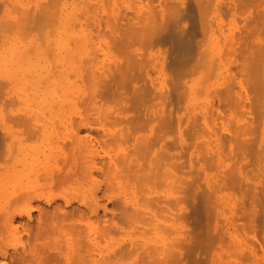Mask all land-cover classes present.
<instances>
[{
	"label": "rangeland",
	"instance_id": "1",
	"mask_svg": "<svg viewBox=\"0 0 264 264\" xmlns=\"http://www.w3.org/2000/svg\"><path fill=\"white\" fill-rule=\"evenodd\" d=\"M144 1L0 0V246L21 252L30 239L25 217L7 229L8 212L70 202L83 209L70 223L85 229L65 220L71 235L62 222L59 236L37 242L60 237L67 255L73 245L71 264H264V0H204L207 18L196 0ZM150 18L175 32H154ZM141 25L137 43L130 30ZM96 196L99 222L87 211ZM102 217L111 218L108 234Z\"/></svg>",
	"mask_w": 264,
	"mask_h": 264
},
{
	"label": "bare ground",
	"instance_id": "2",
	"mask_svg": "<svg viewBox=\"0 0 264 264\" xmlns=\"http://www.w3.org/2000/svg\"><path fill=\"white\" fill-rule=\"evenodd\" d=\"M142 1H144V0H142ZM151 1H152V0H151ZM161 1H162V0H161ZM161 1H159L160 4H161ZM185 1H188V0H185ZM189 1H190V0H189ZM189 1H188V3H190ZM191 1H192V0H191ZM203 1H204V0H202L201 2H200L199 0H196V2H195V5L198 6V7H196V8H197V11H198L199 13H201V15L204 14L203 12H204L205 10H206L208 13H209L210 10H211V8L207 9L210 5L207 4V2L205 3V2H203ZM208 1H209V0H208ZM242 1L244 2L245 0H242ZM246 1H247V0H246ZM249 1H252V0H249ZM249 1H248V3H250ZM137 2H138V1H137ZM140 2H141V1H140ZM144 2H145V1H144ZM176 2H177V1H176ZM193 2H194V1H193ZM243 2L240 1L239 3H243ZM260 2H261V0H260ZM188 3L185 2V4H187V5H188ZM262 3H263V2H262ZM147 4H150V3H147ZM147 4H146V5H147ZM162 4H163V2H162ZM191 4H193V3H191ZM191 4H190V5H191ZM206 4H207V5H206ZM243 4H244V3H243ZM246 4H247V3H246ZM255 4H257V3H255ZM259 4H261V3H259ZM134 5H135V4H134ZM137 5H139V4H137ZM176 5H177V4H176ZM195 5H191V6H194V8H195ZM238 5H239V4H238ZM248 5H249V4H248ZM143 6H144V8L147 7V6L145 7V5H143ZM188 6H189V5H188ZM188 6H187V7H188ZM259 6H260V5H259ZM149 7H150V5H149ZM151 7H152V6H151ZM151 7H150V9H151ZM168 7H169V6H168ZM171 7H172V6H171ZM175 7H176V6H175ZM184 7H185V6H184ZM184 7H182V8H184ZM187 7H186V8H187ZM205 7H206V9H205ZM210 7H211V6H210ZM165 8H166V7H165ZM169 8H170V7H169ZM176 8H179V7H176ZM176 8H174V9H176ZM194 8H193V9H194ZM196 8H195V9H196ZM166 9H168V8H166ZM172 9H173V7H172ZM172 9H171V10H172ZM174 9H173V10H174ZM184 9H185V8H184ZM189 9H191V7H190ZM189 9H188V10H189ZM258 9H259V8H258ZM24 10H26V9H24ZM55 10H56V9H55ZM120 10H121V8H120ZM143 10H144V9H143ZM145 10H146V9H145ZM145 10H144V11H145ZM151 10H153V9H151ZM186 10H187V9H186ZM18 11H19V10H18ZM121 11H123V10H121ZM156 11H157V10H156ZM169 11H170V10H169ZM194 11H195V10H194ZM261 11H262V10H261ZM20 12H21V14H20L19 12H17V13H19V15H20V16L18 15V16H19L18 18H19V19H20V18L25 19L24 23H25L26 21H28V22H26V25H28V24L31 22L30 20H32V18L30 17V15L27 16V14H26L27 12L24 11V13H23V10H22V9H20ZM84 12H85V11H84ZM175 12H176V13H179V12H177V11H175ZM185 12H186V11H185ZM185 12H184V13H185ZM189 12H190V10H189ZM207 12H205V14L203 15L204 17H206L205 15H208ZM29 13H30V12H29ZM29 13H28V14H29ZM35 13H36V12H35ZM48 13H49V11H48ZM156 13H157V12H156ZM166 13H167V12H166ZM170 13H171V12L168 13L169 16L172 15V14L170 15ZM182 13H183V11H182ZM184 13H183V14H184ZM191 13H193V12H191ZM202 13H203V14H202ZM206 13H207V14H206ZM23 14H24V15L26 14V15H25L26 18H24V16L21 17ZM124 14L126 15L125 12H124ZM124 14H123L122 16H124ZM143 14H145V13H143ZM146 14H147V13H146ZM148 14H149V15H152V14H153V17H155V15H154L155 12H154V11H151V13H150V11H149ZM183 14H180V15L182 16ZM193 14H194V13H193ZM35 15H36V14H35ZM42 15H43V14H42ZM120 15H121V14H120ZM157 15H158V13H157ZM164 15H165V14H164ZM176 15H177V14H176ZM196 15H198L197 12H196ZM199 15H200V14H199ZM252 15H253V14H252ZM255 15H256V14H255ZM117 16H118V14H117ZM122 16H121V17H122ZM133 16H134V15H133ZM169 16H168V17H169ZM172 16H173V15H172ZM181 16H180L179 18H181ZM193 16H194V15H193ZM27 17H28L29 19H30V18H31V19L28 20ZM36 17H37V16H36ZM36 17H35V18H36ZM90 17H91V15H90ZM118 17H119V16H118ZM144 17H145V16H144ZM173 17H175V14H174ZM182 17H183V16H182ZM189 17H190V16H189ZM199 17H200V16H199ZM199 17H198V19H199ZM16 18H17V17H16ZM18 18H17V20H14L13 23L11 22V24H10L11 27H9L8 30H10V28L12 29L13 27H15V28L18 29V23L20 24V22H17V21L19 20ZM44 18H45V17H44ZM148 18H149V17H148ZM170 18H171V17H170ZM191 18H192V17H191ZM202 18H203V17H201V19H202ZM206 18H207V17H206ZM256 18H257V17H256ZM23 19H21V20H23ZM38 19H39V18H38ZM38 19H36V20H38ZM42 19H43V18H42ZM154 19H155V18H154ZM167 19H168V18H167ZM167 19H166V20H167ZM171 19H172V18H171ZM171 19H169V20L171 21ZM175 19H176V21H177V18H176V17H175ZM182 19H183V18H182ZM186 19H187V18H186ZM8 20H9V22L12 21V20H10V19H8ZM36 20H35V21H36ZM55 20H56V19H55ZM145 20H146V19H145ZM152 20H153V19H152ZM157 20H158V19L153 20L154 23H153V21H151V18H150V20H149V21H151V22L154 24V27H155V25H156V28L152 27V26H153L152 23L149 22L150 25H149V23H148V26H151L152 28L155 29V31L153 30L154 32H157V33H158V32H159V33H160V32H169V33H172V31L175 32L174 29H173V27H174L176 24L173 25V24L171 23V25H173V26H172V29H171L172 31H171V30H170V31H169V30L167 31V29H169L171 26H170L169 28H165V29H164V26H162V28H161V27H160L161 25H158L159 23L157 22ZM194 20H195V19H194ZM202 20H204V18H203ZM254 20H255V19H254ZM39 21H40V20H39ZM155 21H156V23H158V24H155ZM9 22H7V23L9 24ZM129 22H130V21H129ZM133 22H134V21H133ZM174 22H175V20H174ZM177 22H179V21H177ZM203 22H204V21H203ZM249 22H250V21H249ZM22 23H23V21H22ZM22 23H21V25H22ZM27 23H28V24H27ZM131 23H132V22H131ZM136 23H137V22H136ZM165 23H166V22H165ZM196 23H198V22H196ZM13 24H15V25H13ZM16 24H17V26H16ZM126 24H127V23H126ZM134 24H135V23H134ZM134 24L132 23L131 26H134ZM168 24H170L169 21H168ZM2 25H3V24H2ZM5 25L7 26V24H5ZM5 25H4V26H5ZM12 25H13V26H12ZM23 25H24V24H23ZM23 25H22V31H23V28H24ZM145 25H147V24H145ZM259 25H261V24H259ZM91 26H92V25H91ZM129 26H130V24H129ZM157 26L160 27V28H159L160 30L158 29ZM168 26H169V25H168ZM202 26H203V25H201V28H202ZM250 26H251V25H250ZM1 27H3V26H1ZM30 27H31V26H30ZM127 27H128V26H127ZM134 27H135V26H134ZM134 27H133V28H134ZM137 27H138V26H137ZM139 27H140V26H139ZM139 27L133 29L134 31H133V30H130V32L132 31V33H130V35L128 34L129 37H132V38H134V39H139V40L137 41V43H139V41L142 42L141 39H143V37L140 38V37H141L140 34H142V32H143V31H142V29H143V28H142V25H141L140 28H139ZM165 27H166V26H165ZM192 27H193V26H192ZM195 27H196V26H195ZM198 27H199V26H198ZM198 27H197V28H198ZM26 28H27V27H26ZM125 28H126V27H125ZM128 28H129V27H128ZM145 28H146V26H145ZM152 28H151V29H152ZM185 28H186V27H185ZM260 28H263V29H264V26H261ZM2 29H3V28H2ZM17 29H16V30H17ZM63 29H64V28H63ZM126 29H127V28H126ZM129 29H130V28H129ZM131 29H132V27H131ZM149 29H150V28H149ZM151 29H150V30H151ZM193 29H194V28H193ZM251 29H252V28H251ZM165 30H166V31H165ZM177 30H178V32H180L181 28H180V29H177ZM177 30H176V32H177ZM198 30H199V28H198ZM257 30H259V28H258ZM260 30H261V29H260ZM11 31L14 32L15 30H11ZM124 31H125V30H124ZM185 31H186V30H185ZM185 31L183 30V32H185ZM191 31H192V30H191ZM191 31H190V32H191ZM196 31H197V29H196ZM199 31H200V30H199ZM251 31H252V30H251ZM122 32H123V30H122ZM134 32H135V33H134ZM147 32H149V31H147ZM192 32H193V31H192ZM200 32H202V31H200ZM138 33H139V34H138ZM144 33H145V32H144ZM169 33H168V35H169V37H170V34H169ZM86 34H87V33H86ZM134 34H135V35H134ZM155 34H156V33H155ZM128 35H127V36H128ZM133 35H134V36H133ZM143 35H144V34H143ZM138 36H140V37H138ZM149 36H150V35H149ZM152 36H154V35L152 34ZM155 36H158V35H155ZM172 36H173V35H171L170 38H172ZM135 37H136V38H135ZM144 37H145V36H144ZM160 37H161V36H160ZM162 37H163V36H162ZM174 37H175V36H174ZM155 38H156V37H155ZM155 38L152 37L153 40H154ZM165 38L168 39L166 36H165ZM134 39L132 40V39L130 38L131 41H130V40H129V41H130V42L134 41V43H135L136 40H134ZM157 39H158V38H157ZM161 39H162V38H161ZM163 39H164V38H163ZM172 39H173V38H172ZM126 41H128V40H127V37H126ZM129 41H128V42H129ZM143 41H144V39H143ZM164 41H166V40L164 39ZM164 41H163V42H164ZM154 42H155V41H154ZM183 42H184V41H183ZM228 42H229V41H228ZM160 43H162V42H160ZM160 43H159V44H160ZM251 43H252V42H251ZM95 44H96V43H95ZM249 44H250V43H249ZM138 45H140V44H138ZM141 45H142V44H141ZM121 47H122V46H121ZM239 47H240V46H239ZM173 48H174V47H173ZM173 48H172V49H173ZM240 48H241V47H240ZM124 49H126V48H124ZM141 49H142V47H141ZM191 50H192V49H191ZM238 50H239V49H238ZM192 51H193V50H192ZM233 52H234V51H233ZM240 52H241V51H240ZM248 52H249V51H248ZM253 52H254V51H253ZM255 52H256V51H255ZM128 53H129V52H128ZM135 53H136V52H135ZM189 53H190V52H189ZM192 53H193V52H192ZM192 53H191V54H192ZM246 53H247V52H246ZM262 53H263V52H262ZM132 54H133V53H132ZM132 54H131V55H132ZM139 54H140V53H139ZM170 54H171V53H170ZM193 54H194V53H193ZM193 54H192V55H193ZM238 55H239V54H238ZM126 56H127V55H126ZM134 56H135V55H134ZM141 56H142V55H141ZM193 56H194V55H193ZM234 56H235V55H234ZM129 57H130V56H129ZM131 57H133V56H131ZM131 57H130V58H131ZM170 57H171V56H170ZM183 57H184V56H183ZM191 57H192V56H191ZM246 57H247V56H246ZM171 58H173V57H171ZM181 58H182V57H181ZM185 58H186V57H185ZM185 58H184V59H185ZM135 59H136V58H135ZM187 59H188V58H187ZM190 59H191V58H190ZM126 60H127V59H126ZM126 60H125V61H126ZM132 60H133V59H132ZM173 60H174V59H173ZM173 60H171V61H173ZM129 61H130V60H129ZM169 61H170V60H169ZM187 61H188V60H187ZM187 61H186V62H187ZM127 62H128V61H127ZM173 62H174V61H173ZM173 62H172V63H173ZM178 62H179V60H178ZM140 63H141V62H140ZM252 63H253V61H252ZM127 64H128V63H127ZM130 64H131V63H130ZM165 64H168V63H165ZM177 64H178V63H177ZM186 64H187V63H186ZM254 64H255V63H254ZM139 65H140V64H139ZM178 65H179V64H178ZM192 65H194V64H192ZM112 66H113V65H112ZM134 66H135V65H134ZM171 66H172V65H171ZM171 66H170V67H171ZM195 66H196V64H195ZM126 67H127V65H126ZM158 67H159V66H158ZM166 67H167V65H166ZM168 67H169V66H168ZM117 68H118V66H117ZM171 68H173V67H171ZM178 68H179V67H178ZM113 69H115V68L113 67ZM132 69H133V68H132ZM173 69H174V68H173ZM179 69H181V67H180ZM179 69H178V70H179ZM257 69L259 70V68H257ZM115 70H117V69H115ZM120 70H121V69L119 68V70H117V71H120ZM128 70H129V69H128ZM121 71H123V70H121ZM157 71H158V70H157ZM172 71H173V70H172ZM254 71H255V70H254ZM98 72H99V71H98ZM114 73H115V72H114ZM173 73H174V72H173ZM254 73H255V72H254ZM107 74H108V73H107ZM123 75H124V74H123ZM133 75H134V73L131 75V76L134 78V76H135L136 74H135L134 76H133ZM128 76H129V75H128ZM98 77H99V76H98ZM108 77H109V76H108ZM120 77H121V76H120ZM123 77H126V74H125ZM132 77H130L131 80H133ZM118 78H119V77H118ZM130 78H128V77H127V78H124V79H125L124 81H126V79H128V81H129ZM173 78H174V77H173ZM108 79H109V78H108ZM108 79H105V82H106V80H108ZM120 79H121V78H120ZM131 80H130V81H131ZM118 81H119V79H118ZM124 81H123V79H122V81H120V82H124ZM201 81H202V80H201ZM253 81H254V80H253ZM105 82H102V83H105ZM116 82H117V81H116ZM165 82H166V81H165ZM258 82H259V81H258ZM106 83H107V82H106ZM173 83H174V82H173ZM1 84H2V83H1ZM123 84H124V83H123ZM125 84H126V83H125ZM105 85H106V84H105ZM107 85H108V84H107ZM107 85H106V87L108 88ZM171 85H172V84H171ZM177 85H179V83H177ZM183 85H184V84H183ZM103 86H104V85H103ZM120 86H121V84H120ZM172 86H174V85H172ZM259 86H260V85H259ZM101 87H102V85H101ZM106 87H105V88H106ZM121 88H122V86H121ZM173 88H174V87H173ZM135 89H137V87H136ZM135 89H134V90H135ZM178 89H179V87H178ZM178 89L175 88V90H174V89H173V90L176 92V90H178ZM245 89H246V88H245ZM53 90H54V89H53ZM183 90H184V89L182 88V91H183ZM200 90H201V89H200ZM100 91H101V90H100ZM170 91H172V90H170ZM182 91H181V92H182ZM223 91H224V89H223ZM223 91H222V92H223ZM199 92H200V91H199ZM216 92H217V91H216ZM225 92H226V91H225ZM0 93H1V92H0ZM5 93H6V92H5ZM99 93H100V92H99ZM101 93H102V92H101ZM167 93H168V92H167ZM183 94H184V93H183ZM176 95H177V94H176ZM176 95H175V97H176ZM158 96H159V95H158ZM170 96H171V95H170ZM219 96H221V95H219ZM222 96H223V95H222ZM179 97H184V96H182V95H181V96H177V98H179ZM159 99H162V98H159ZM219 101H220V100H219ZM220 102H221V101H220ZM234 103H235V102H234ZM15 104H16V103H15ZM236 104H237V103H236ZM102 106H103V105H102ZM220 107H221V106H220ZM119 108H120V107H119ZM119 108H118V109H119ZM210 108H211V107H210ZM113 110H114V109H113ZM119 110H120V109H119ZM122 110H125V109H122ZM122 110H120V111H122ZM210 110H211V109H210ZM95 113H96V112H95ZM103 113H104V112H103ZM210 113H212V112H210ZM219 113H220V112H219ZM53 115H54V114H53ZM210 115H211V114H210ZM6 116H7V115H6ZM251 116H252V115H251ZM28 117H29V116H27V118H28ZM24 118H25V117H24ZM24 118H23V119H24ZM202 118H203V117H202ZM250 118H251V117H250ZM28 119H29V118H28ZM28 119L25 118V120H28ZM199 119H200V118H199ZM212 119H213V118H212ZM257 119H258V118H257ZM195 120H196V119H195ZM20 121H21V120H20ZM23 121H24V120H23ZM149 121H150V120H149ZM190 122H192V121H190ZM190 122H189V123H190ZM257 122H258V121H257ZM205 123H206V122H205ZM136 125H137V124H136ZM154 125H155V124H154ZM140 126H141V125H140ZM141 127H142V126H141ZM211 127H212V126H211ZM142 128H143V127H142ZM242 128H243V127H242ZM154 129H155V127H154ZM165 129H167V128H165ZM187 129H188V128H187ZM249 129H250V128H249ZM145 130H146V129H145ZM216 130H217V129H216ZM142 131H143V130H142ZM195 131H196V130H195ZM129 132H130V131H129ZM153 132H154V130H153ZM157 132H158V131H157ZM157 132H156V133H157ZM196 132H197V131H196ZM88 133H89V132H88ZM123 133H125V132H123ZM127 133H128V132H127ZM127 133H126V134H127ZM132 133H133V132H132ZM165 133H166V132H165ZM129 135H130V133H129ZM6 136H7V135H6ZM138 136H139V135H138ZM159 136H160V135H159ZM141 137H142V136H141ZM157 137H158V136H157ZM6 138H7V137H6ZM6 138H4V139H6ZM125 138H126V137H125ZM130 138H131V137H130ZM153 138H154V137H153ZM160 138H161V136H160ZM0 139H1V138H0ZM139 139H140V137H139ZM81 140H82V139H81ZM124 140H125V139H124ZM148 140H150V139H148ZM151 140H152V139H151ZM155 140H156V138H155ZM247 140H248V139H247ZM139 141H140V140H139ZM139 141H138V142H139ZM153 141H154V140H153ZM158 141H159V140H158ZM227 141H228V140H227ZM0 142H1V141H0ZM136 142H137V140H136ZM138 142H137V143H138ZM243 142H244V139H243ZM140 143H141V142H140ZM150 143H151V142H150ZM240 144H241V143H240ZM121 145H122V144H121ZM121 145H120V146H121ZM144 145H146V142H145ZM144 145H143V146H144ZM147 145H148V144H147ZM222 145H223V144H222ZM218 146H219V145H218ZM236 146H237V145H236ZM223 147H224V146H223ZM227 147H228V146H227ZM233 147H234V146H233ZM99 148H100V146H99ZM140 148H141V147H140ZM74 149H75V148H74ZM92 149H93V148H92ZM236 149H237V148H236ZM245 149H246V148H245ZM150 150H151V149H150ZM218 150H219V149H218ZM220 150H221V149H220ZM75 151H76V150H75ZM104 151H105V150H104ZM222 151H223V149H222ZM105 152H106V151H105ZM105 152H104V153H105ZM126 152H127V151H126ZM128 152H129V151H128ZM165 152H166V151H165ZM165 152H163V153H165ZM239 152H240V151H239ZM73 153H74V152H73ZM78 153H79V151H78ZM136 153H138V152H136ZM158 153H159V152H158ZM138 154H139V153H138ZM138 154H137V155H138ZM142 154H143V153H142ZM142 154H141V157H142ZM147 154H148V153H147ZM144 155H145V154H144ZM159 155H160V153H159ZM173 155H174V154H173ZM210 155H211V154H210ZM85 156H86V155H85ZM85 156H84V157H85ZM87 156H88V155H87ZM91 156H93V155H91ZM120 156H121V155H120ZM139 156H140V155H139ZM145 156H146V155H145ZM156 156H157V154H156ZM205 156H206V155H205ZM147 157H148V156H147ZM162 157H163V156H161V159H162ZM208 157H209V156H208ZM68 158H69V156H68ZM81 158H82V157H81ZM93 158H95V157H93ZM106 158H107V155H106ZM165 158H166V157H165ZM69 159H70V158H69ZM98 159H99V158H98ZM150 159H151V157H150ZM150 159H149V160H150ZM152 159H153V158H152ZM152 159H151V160H152ZM169 159H170V158H169ZM206 159H208V158L206 157ZM220 159H221V157H220ZM222 159H223V158H222ZM122 160H123V159H122ZM122 160H121V161H122ZM133 160H135V159H133ZM142 160H143V159H142ZM151 160H150V161H151ZM208 160H209V159H208ZM100 161H101V160H100ZM130 161H131V160H130ZM135 161H136V160H135ZM144 161H145V158H144ZM144 161H142V162H144ZM66 162H67V161H66ZM102 162H103V161H102ZM125 162H127V161H125ZM136 162H137V161H136ZM151 162H153V161H151ZM154 162H155V161H154ZM221 162H223V161H221ZM84 163H85V162H84ZM99 163L101 164V162H99ZM127 163H128V162H127ZM133 163H134V162H133ZM144 163H145V162H144ZM155 163H156V162H155ZM171 163H172V161H171ZM171 163H170V165H171ZM213 163H214V162H213ZM259 163H261V162H259ZM76 164H77V163H76ZM79 164H81V163L79 162ZM128 164H129V163H128ZM134 164H135V163H134ZM152 164H153V163H152ZM168 164H169V163H168ZM177 164H178V163H177ZM177 164H176V165H177ZM83 165H84V164H83ZM101 165H102V164H101ZM101 165H100V166H101ZM126 165H127V164H126ZM117 166H118V165H117ZM117 166H116V167H117ZM129 166H130V164H129ZM129 166H128V167H129ZM153 166H154V165H153ZM153 166L151 167V169L153 168ZM160 166H161V165L159 164V167H158V164H157V167L159 168V170L161 169ZM84 167H85V166H83V168H84ZM107 167H110V164H109ZM121 167H122V166H121ZM130 167H131V166H130ZM142 167H143L144 170H145V167H148V166H145V167H144V164H143ZM155 167H156V166H155ZM175 167H176V166H175ZM177 167H178V166H177ZM83 168H82V169H83ZM104 168H105V167H104ZM110 168H111V167H110ZM148 168H149V167H148ZM173 168H174V167H173ZM75 169H76V168H75ZM85 169H86V168H85ZM87 169H88V168H87ZM124 169H126V168L124 167ZM124 169L122 168L121 170H124ZM133 169H135V168H133ZM149 169H150V168H149ZM151 169H150V171H151ZM106 170H107V169H106ZM106 170H105V171H106ZM121 170H120V172H121ZM127 170H128V169H127ZM127 170H126V171H127ZM138 170H139V169H138ZM142 170H143V169H142ZM147 170H148V169H147ZM152 170H153V169H152ZM159 170H158V171L156 170L158 175L161 174V173L159 172ZM87 171H88V172H87V175H88V173H89V169H88ZM102 171H103V170H102ZM105 171H104V173H105ZM132 171L135 172L136 170H132ZM140 171H141V168H140ZM177 171H178V170H177ZM59 172H60V171H59ZM59 172H58V174H59ZM94 172H95V171H94ZM106 172H107V171H106ZM141 172H142V171H141ZM141 172H139V171L137 172V173H140V174H138L139 176L141 175ZM151 172H152V171H151ZM153 172H155V171H153ZM158 172H159L160 174H159ZM161 172H162V171H161ZM85 173H86V172H85ZM92 173H93V172H92ZM107 173H108V172H107ZM122 173L124 174V172H122ZM122 173H120V174L122 175ZM135 173H136V172H135ZM137 173H136V174H137ZM162 173H163V172H162ZM164 173H165V172H164ZM166 173H167V172H166ZM182 173H183V172H182ZM227 173H228V172H227ZM227 173H226V174H227ZM149 174H150V172L148 173V175H149ZM153 174H154V173H152V175H153ZM157 174H156V172H155L154 175L158 176ZM243 174H244V173H243ZM257 174H258V173H257ZM259 174H261V173H259ZM68 175H69V174H67L66 176L68 177ZM91 175H93V174H91ZM105 175H106V174H105ZM138 175H137V176H138ZM142 175H144V176H142V179H144V177H145L147 174L145 175V173H142ZM152 175H151V176H152ZM165 175H166V174H165ZM169 175H170V173H169ZM169 175H168V176H169ZM55 176H56V175H55ZM66 176H65V177H66ZM85 176H86V175H85ZM103 176H104V175H103ZM118 176H120V175H118ZM156 176H154V177H156ZM170 176H171V175H170ZM56 177H58V176H56ZM70 177H71V176H70ZM126 177H127V176H126ZM134 177H135V176H134ZM140 177H141V176H140ZM127 178H128V177H127ZM132 178H133V177H132ZM157 178H159V176H158ZM74 179H75V178H74ZM139 179H140V178H139ZM149 179H150V178H149ZM151 179H153V177H152ZM159 179H160V178H159ZM176 179H177V178H176ZM179 179H180V177H179ZM156 180H158V179H156ZM139 181H140V180H139ZM150 181H151V180H150ZM161 181H162V180H161ZM175 181H176V180H175ZM178 181H180V180H178ZM143 182H144V181H143ZM143 182H142V183H143ZM151 182H152V181H151ZM154 182H155V181H154ZM156 182H157V181H156ZM156 182H155V183H156ZM53 183H54V182H53ZM62 183H63V182H62ZM88 183H89V182H88ZM159 183H160V182H159ZM173 183H174V182H173ZM58 184H59V183H58ZM153 184H154V183H153ZM153 184H150V185H153ZM105 185H106V184H105ZM142 185H143V184H142ZM144 185H145V184H144ZM148 185H149V182H148ZM150 185H149V187H150ZM165 185H166V183H165ZM54 186H55V185H54ZM94 186H95V184H94ZM108 186H109V185H108ZM45 187H46V186H45ZM105 187H106V186H105ZM143 187H144V186H143ZM157 187H158V186H157ZM161 187H163V186H161ZM165 187H166V186H165ZM90 188H91V187H90ZM152 188H153V187H152ZM152 188H151V189H152ZM167 188H168V187H167ZM250 188H251V187H250ZM102 189H103V188H102ZM107 189H108V188H107ZM141 189H142V188H141ZM168 189H169V188H168ZM174 189H176V188H174ZM103 190H104V189H103ZM166 190H167V189H166ZM144 191H145V190H144ZM247 192H248V191H247ZM247 192H246V193H247ZM137 193H138V192H137ZM139 193H140V192H139ZM147 193H148V192H147ZM254 193H255V192H254ZM141 194H142V193H141ZM206 194H207V193H206ZM14 195H15V194H14ZM138 195H140V194H138ZM143 196H144V195H143ZM160 196H161V195H160ZM88 197H89V196H88ZM153 197H154V196H153ZM137 198H143V197L141 196V197H137ZM158 198H159V196H158ZM11 199H14L13 201H15L16 198L13 197V198H11ZM147 199H148V198H147ZM154 199H155V198H154ZM162 199H163V195H162ZM169 199H170V198H169ZM32 200H33V199H32ZM34 200H35V198H34ZM90 200H91V198H90ZM138 200H139V199H138ZM150 200H151V198H150ZM13 201H12V202H13ZM85 201H86V200H85ZM151 201H152V200H151ZM154 201H155V200H154ZM166 201H167V200H166ZM30 202H31V201H30ZM137 202H138V201H137ZM139 202H140V201H139ZM139 202H138V204H139ZM146 202H148V201H145L144 204H145ZM159 202H160V201H159ZM172 202H173V201H172ZM48 203H49V206H48V207H50V208H48V209H47V208H46V209H45V208H42V206H40V205L38 204L37 206H35V207L31 206V207H29V209H26V210H22V211H18V212H17V211L15 212V210H14L12 213H9V212H8V217L5 216V218L3 217L4 214H2V217L5 219V222L7 221V223L5 224V225L8 224V226H6L7 229H8V230H12V229H13L14 232H15V230L18 229V227L16 228V226H13V224H14L13 221L16 220V217H19V218L25 217V218H22V219H26V220L22 221V222H21V225L24 227V230H23V231L25 232V235H26L27 233L30 234V239H29V241H27V244H28V242H29V244H28V245H29L28 249H26V248H27V247H26L27 244H26V245H24L25 248H23V250L21 249V250H22L21 252H20V251H16V250H14L13 253L9 254L8 251H6L4 248H2V247L0 246V258H2V260H0L1 264H71V260H70V256H71V254H70V253H71V251H73V247H72L73 245H72V244H69V243H73V242H74L73 239H70V238H69V240H73V242L70 241V242L68 243L69 246L72 245V246H70L72 249L70 248L71 251L68 249V250L70 251V253L68 252V255H67V253L63 250V248H65L66 246H65V247L63 246V248H62V246H61V247L58 246V245L60 244V241L57 240V239H59L60 237H59V238L56 237L57 239L55 238V236H53V237H54L53 239L50 238V239L53 240V241L50 240V241H51V242H50V243H51L50 245H49V244H46V245H45V244H43V243H42V245H40V244L37 242V238L39 239V238L43 237V239H46V241H47V243H48V242H49V241H48L49 239H47V238H49V237H48L49 234H47V233H50V235H55L56 233H55V232L53 233V231H55V230H56V232L58 233V229H59V227L61 226V223L63 222L62 225H64V224H65V223H64L65 220H66V223H68L67 221H69L68 224H71L73 220H74L73 222H76V221H75V220H76L75 218L78 217V218H77V221H79V218H80L79 216H81V214H82V212H83V209H82V210H81V208L79 209L80 206H78V207L73 206V205L71 206V203H70V202H66L65 205H62L63 203H61V204L56 203V204H54L53 206H51L50 202H48ZM141 203H143V201H142ZM153 203H154V202H153ZM153 203H152V204H153ZM164 203H165V202H164ZM89 204H90V203H89ZM17 205H18V204H17ZM61 205H62V206H61ZM92 205H93V206H91L92 208H90V207H89L90 209L87 208V211L89 210L88 212H89L92 216H95V217L97 218V221L94 220V219L92 218V216H90V215H89V216L91 217V220L93 219L94 221L99 222V221H101V220L98 219L99 216H98V212H97V211H98V207H99V205H98L97 196L95 197L94 203H93ZM104 205H105V204H104ZM139 205H140V204H139ZM141 205H142V204H141ZM146 205H147V203H146ZM148 205H149V203H148ZM153 205H154V204H153ZM87 206H89V205H87ZM87 206H86V207H87ZM142 206H143V205H142ZM144 206H145V205H144ZM154 206H155V205H154ZM154 206H152V207H154ZM43 207H44V206H43ZM99 208H100V207H99ZM34 209L38 211V217H37L38 220H37V219H34V221H33V220H32V211H33ZM101 209H105V207H104V206H101ZM153 209H154V208H153ZM132 210H133V209H132ZM84 211H85V210H84ZM107 211H108V210H107ZM133 211H134V210H133ZM137 211H138V210H137ZM141 211H142V210H141ZM85 212H86V211H85ZM123 212H124V211H123ZM123 212H122V213H123ZM134 212H135V211H134ZM86 213H87V212H86ZM89 213H87V214H89ZM106 213H108V212H106ZM132 213H133V212H132ZM136 213H137V212H136ZM76 214H78L79 216L75 217ZM83 214H84V213H83ZM87 214H86L85 216L83 215L82 219H83L84 217H87ZM133 214H135V213H133ZM141 214H142V212H141ZM0 215H1V214H0ZM72 215H73V216H72ZM102 215H103V214H102ZM108 215H109V214H108ZM108 215H107V217H108ZM123 215H124V214H123ZM137 215H138V214H137ZM139 215H140V214H139ZM151 215H152V214H151ZM153 215H154V214H153ZM71 216H72V217H71ZM89 216H88V217H89ZM105 216H106V214H105V212H104V217H105ZM128 216H129V215H128ZM68 217H69V218H68ZM90 217L88 218V220L90 219ZM95 217H94V218H95ZM133 217H134V219L132 218L133 220H135L136 218H138V217H136V216H133ZM135 217H136V218H135ZM33 218H34V217H33ZM35 218H36V217H35ZM70 218H71L72 220H71ZM73 218H74V219H73ZM99 218H101V217H99ZM102 218H103V217H102ZM80 219H81V218H80ZM109 219H111V218H109ZM109 219H105V218H103V219H102V222H103V223H102V224L100 223V226L98 225L99 228L103 225V227H101V228L103 229V231H104V229H105V233L107 232V234L109 233L108 231L110 230V228H108L109 225H110L109 222H111V221H108ZM36 220H37V221H36ZM83 220H85V218H84ZM86 220H87V219H86ZM93 220H92V221H93ZM127 220H128V219H127ZM142 220H143V219H142ZM30 221H33V222L36 223L37 225H35V227H34V226H33V227H32V226H28V223H29ZM140 221H141V220H140ZM148 221H149V220H148ZM15 222H16V221H15ZM33 222H32V223H33ZM70 222H71V223H70ZM129 222H130V221H129ZM193 222H194V221H193ZM19 223H20V222H18V224H19ZM146 223H147V221H146ZM68 224H67V225H68ZM91 224H92V223H91ZM97 224H99V223H97ZM147 224H148V223H147ZM192 224H193V223H192ZM3 225H4V224H3ZM3 225L1 224V226H3ZM5 225L3 226L4 228H6ZM29 225H31V224L29 223ZM67 225L65 224L64 227L66 228ZM74 225H76V224H71L70 226L68 225L67 228H68V227H69V228L71 227L72 231L74 232V230H75L74 228L77 227V225H76L75 227H73ZM9 226H11L12 228L9 229V228H8ZM79 226H81V225H79ZM79 226H78V227H79ZM82 226H83V225H82ZM88 226H89V225H88ZM61 227H62V228H61L62 230L65 229V228H63V226H61ZM111 227H112V226H111ZM202 227H203V226H202ZM56 228H57V229H56ZM67 228H66V231L69 232V234L71 235V232H70L69 230H67ZM81 228H82V227H81ZM90 228H91V227H90ZM112 228H113V227H112ZM117 228H118V227H117ZM150 228H151V227H150ZM152 228H153V227H152ZM168 228H169V227H168ZM0 229H1V228H0ZM73 229H74V230H73ZM84 229H85V228H83L82 230H84ZM88 229H89V228H88ZM108 229H109V230H108ZM62 230H61V231H62ZM76 230H78V229H76ZM76 230H75V231H76ZM79 230H80V228H79ZM79 230H78V231H79ZM82 230H80V231H82ZM107 230H108V231H107ZM51 231H52L53 234H51ZM61 231H60V233H61ZM94 231H95V230H94ZM101 231H102V230H101ZM101 231H99V233H100ZM103 231L101 232V234L103 233ZM154 231H155V230H154ZM156 231H158V230H156ZM160 231H161V229H160ZM162 231H163V230H162ZM2 232H4V231L2 230ZM16 232H17V231H16ZM62 232H63V233H61V234H64V231H62ZM83 232H84L83 235H85V231H83ZM97 232H98V231H97ZM158 232H159V231H158ZM163 232H164V231H163ZM170 232H171V231H170ZM79 233H80V232H79ZM93 233H94V232H93ZM95 233H96V232H95ZM99 233H96V234H97L96 237L100 236ZM105 233H104V234H105ZM29 234L27 235V238H28ZM61 234H60V236H62ZM77 234H78V233H77ZM77 234L75 233V236L79 237ZM107 234H106V235H107ZM158 234H160V233H158ZM163 234H164V233H163ZM233 234H234V233H233ZM43 235H44V236H43ZM50 235H49V236H50ZM102 235H103V234H102ZM39 236H40V237H39ZM45 236H46V238H45ZM56 236H57V234H56ZM58 236H59V233H58ZM65 236H66V235H65ZM87 236H89V235H87ZM25 237H26V236H25ZM71 238H72V237H71ZM84 238H86V236H85ZM87 238H88V237H87ZM94 238H95V237H94ZM41 239H42V238H41ZM41 239H40V241H41ZM62 239H63V237H62ZM62 239H60V240H62ZM65 239H66V238H65ZM67 239H68V238H67ZM80 239H81V238H80ZM95 239H96V238H95ZM100 239H101V238H100ZM170 239H171V238H170ZM27 240H28V239H27ZM56 240H57V241H56ZM76 240H79V239L77 238ZM87 240H88V239H87ZM91 240H92V239H90V244H89V241H88V244H89V245H86V244H85V245H86V246H90L91 243L95 244V242H94L95 240H93L92 242H91ZM155 240H156V238H155ZM173 240H174V239H173ZM176 240H177V239H176ZM176 240H174V241L177 242ZM38 241H39V240H38ZM43 241H44V240H42V242H43ZM55 241H56V244H57V245L55 244ZM52 242L54 243V245H52ZM58 242H59V244H58ZM84 242H85V241H83V243H84ZM86 242H87V241H86ZM156 242H157V240H156ZM171 242H172V241H171ZM24 243H25V242H24ZM44 243H46V242H44ZM75 243H76V244H75ZM75 243H74V246H76V245L78 246L77 243H79V242H75ZM83 243L81 244L82 246H84ZM61 244H64V243H61ZM93 244H92V245H93ZM28 245H27V246H28ZM92 245H91V246H92ZM168 245H169V244H168ZM172 245H173V244H172ZM172 245H170V247H172ZM82 246H80V249H81ZM91 246H90V250H91V248H92ZM94 246H95V245H94ZM84 247H85V246H84ZM84 247H83V248H84ZM95 247H96V246H95ZM157 247H158V246H157ZM168 247H169V246H168ZM170 247H169V248H170ZM66 248H69V247H66ZM75 248H76V249H75ZM75 248H74L75 250H78L77 247H75ZM78 248H79V247H78ZM83 248H82L81 250H84ZM169 248H167V249L170 250ZM80 249H79V250H80ZM88 249H89V248H88ZM88 249L86 248V251H87ZM94 249H95V248H92V251L88 250V253L90 252V254H91V252H93ZM160 249H161V248H160ZM160 249H159V250H160ZM96 251H97V250H96ZM171 251H173V250L171 249ZM73 252H74V251H73ZM81 252H82V251H81ZM83 252L85 253V250H84ZM83 252L81 253V255L84 254ZM168 252H169V251H168ZM74 253H75V252H74ZM74 253H73L74 256L72 255L73 257H75V255H76V254H74ZM165 253H166V252H165ZM69 254H70V255H69ZM79 254H80V252H79ZM79 254H77V255L79 256ZM90 254H89V255H90ZM92 254H93V253H92ZM92 254H91V255H92ZM171 254H172V253H171ZM168 255H169V254H168ZM106 256H108V255H106ZM165 256H167V255H165ZM87 257H89V256H87ZM87 257H86V259H85L86 261L88 260ZM90 257H91V256H90ZM94 257H95V256H94ZM100 257H103V256H100ZM77 258H78V257L76 256L75 259H77ZM97 258H98V256H97ZM107 258H109V257H107ZM72 259H73V258H72ZM103 259H104V258H103ZM103 259L100 260V263H102V264H103V262H104V264H108V263H110V262H109L110 260L104 259L105 261H103ZM109 259H110V258H109ZM163 259H164V258H163ZM171 259H172V258H171ZM173 259H174V258H173ZM80 260L82 261V259L80 258L78 262H76V261H75V262H76V263H79ZM89 260H91V259H89ZM95 260H96V259H95ZM92 261H94V260H91V263H93ZM97 261H98V260H97ZM101 261H102V262H101ZM106 261H107V263H106ZM164 261H165V260H164ZM164 261H163V262H164ZM173 261H174V260H173ZM173 261H172V262H173ZM89 262H90V261H89ZM81 263H84V260H83V262H81ZM87 263H88V262H87ZM94 263H96V261H95ZM94 263H93V264H94ZM97 263H98V262H97ZM111 263H112V261H111ZM73 264H75V263H73ZM85 264H86V263H85ZM89 264H90V263H89Z\"/></svg>",
	"mask_w": 264,
	"mask_h": 264
}]
</instances>
